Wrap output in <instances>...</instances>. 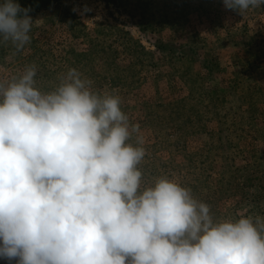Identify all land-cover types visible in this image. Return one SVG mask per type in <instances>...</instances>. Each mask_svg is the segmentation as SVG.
Instances as JSON below:
<instances>
[{"label":"rangeland","instance_id":"1","mask_svg":"<svg viewBox=\"0 0 264 264\" xmlns=\"http://www.w3.org/2000/svg\"><path fill=\"white\" fill-rule=\"evenodd\" d=\"M28 15L31 42L0 44V80L35 64L48 92L75 68L140 125L142 186L168 176L214 220L264 217V5L60 0Z\"/></svg>","mask_w":264,"mask_h":264},{"label":"clouds","instance_id":"2","mask_svg":"<svg viewBox=\"0 0 264 264\" xmlns=\"http://www.w3.org/2000/svg\"><path fill=\"white\" fill-rule=\"evenodd\" d=\"M241 15L264 0H223ZM0 3V44L31 42L33 19ZM35 64L0 80V259L11 264H264V217L214 220L168 176L142 186L146 150L118 95L75 68L54 90Z\"/></svg>","mask_w":264,"mask_h":264},{"label":"trees","instance_id":"3","mask_svg":"<svg viewBox=\"0 0 264 264\" xmlns=\"http://www.w3.org/2000/svg\"><path fill=\"white\" fill-rule=\"evenodd\" d=\"M56 1L59 2L60 0H29L27 8H31V10L28 14L35 13L39 8L48 7L51 3Z\"/></svg>","mask_w":264,"mask_h":264}]
</instances>
